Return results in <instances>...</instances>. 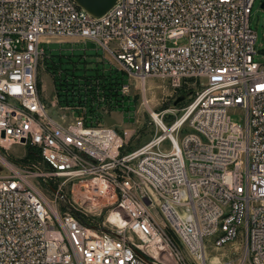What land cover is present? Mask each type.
<instances>
[{
	"label": "built area",
	"instance_id": "1",
	"mask_svg": "<svg viewBox=\"0 0 264 264\" xmlns=\"http://www.w3.org/2000/svg\"><path fill=\"white\" fill-rule=\"evenodd\" d=\"M254 2L114 0L94 16L74 0H0V264H264ZM50 39L70 44L69 54L56 52L66 60L71 44L92 42L93 58L83 48L79 60L121 72V101L149 78L188 99L155 112L152 137L128 147L133 128L101 123L107 111H124L97 78L85 82L100 120L75 101L58 103L52 79L64 68L46 69L52 51L41 43ZM12 145L36 161L12 160ZM33 179L54 187L51 201ZM102 210L101 225L87 220ZM238 238L237 256L210 255Z\"/></svg>",
	"mask_w": 264,
	"mask_h": 264
},
{
	"label": "rangeland",
	"instance_id": "2",
	"mask_svg": "<svg viewBox=\"0 0 264 264\" xmlns=\"http://www.w3.org/2000/svg\"><path fill=\"white\" fill-rule=\"evenodd\" d=\"M264 0H255L252 5L250 14V26L256 31V41L255 49L256 54L254 59L257 62L264 63V5L261 6ZM58 39H50L48 44L41 43L42 47L48 51L51 50L52 53H56L58 49L61 50L63 54H69L66 50L70 46L67 43L58 44L56 42ZM178 43H183L180 40ZM72 46V56L69 60L61 58L60 66L61 68L71 67L75 64L76 67H81V63L77 62V54L81 53L83 48L86 54V60L90 61L93 56L95 45L86 41L85 45L82 43H73ZM40 79L44 87V97L47 99L51 97L53 90L50 79L46 72L40 74ZM130 95L134 97V105L129 112L121 113L119 110L107 111V113L102 117L101 123L105 125L112 126L116 130L120 131L121 128H133L135 130V135L128 142V147H135L150 139L154 133V126L151 116V112H158L163 109L170 108L172 106L179 107L183 105L188 99L187 90H171L167 83L162 82L155 78L146 79L144 82L135 81L133 86H131ZM182 97V100L174 104L176 99ZM233 118H237V114H232ZM152 118V119H151ZM22 148L17 145H12L6 151L9 158L15 160L20 164H30L34 163L36 159L31 156L23 157L21 156ZM34 184L42 191L45 197L51 201L54 197V187H46L42 182H37L35 179L32 180ZM50 186V185H49ZM75 195V196H74ZM77 192L74 191L73 197L77 199ZM50 203V202H49ZM105 216V211L102 210L98 215L87 216V220L95 225H101L103 218ZM173 239L178 246V248L185 254L184 245L175 236L172 235ZM241 238L236 239L232 243L226 245L218 251L210 252V255H218L220 257L225 256H237L241 249Z\"/></svg>",
	"mask_w": 264,
	"mask_h": 264
},
{
	"label": "trees",
	"instance_id": "3",
	"mask_svg": "<svg viewBox=\"0 0 264 264\" xmlns=\"http://www.w3.org/2000/svg\"><path fill=\"white\" fill-rule=\"evenodd\" d=\"M61 56L62 55L57 53H50L48 59L45 60V66L49 72H53L55 68H57V64L60 62ZM76 56L77 62L81 63V67H67L64 68V72L61 76H53L52 83L58 103L63 104L75 101L83 106L86 113L94 116V118L96 117V120H100L98 115L94 113L95 109L90 104L92 88L90 87V83H88L90 78H97L98 84L100 85L103 94L109 100H112L117 107H120L121 110L124 112H129L134 105V97H132L130 101H125L123 99L121 101L116 91L117 85L122 80V73L116 70H108L103 72L95 64L94 66L90 67L86 66V61H80L79 54ZM64 57L68 59L69 55H65ZM67 75L71 77L69 82L64 80ZM79 78L82 79V82L79 81ZM89 122L90 120L85 121V123Z\"/></svg>",
	"mask_w": 264,
	"mask_h": 264
},
{
	"label": "water",
	"instance_id": "4",
	"mask_svg": "<svg viewBox=\"0 0 264 264\" xmlns=\"http://www.w3.org/2000/svg\"><path fill=\"white\" fill-rule=\"evenodd\" d=\"M80 7L94 16H98L105 12L113 3L114 0H74ZM264 3H261L263 6ZM182 100V97L176 99L174 104Z\"/></svg>",
	"mask_w": 264,
	"mask_h": 264
},
{
	"label": "bare ground",
	"instance_id": "5",
	"mask_svg": "<svg viewBox=\"0 0 264 264\" xmlns=\"http://www.w3.org/2000/svg\"><path fill=\"white\" fill-rule=\"evenodd\" d=\"M151 116L154 118V120H157V116L155 115V112H151Z\"/></svg>",
	"mask_w": 264,
	"mask_h": 264
}]
</instances>
